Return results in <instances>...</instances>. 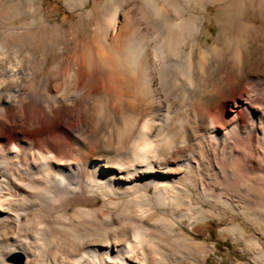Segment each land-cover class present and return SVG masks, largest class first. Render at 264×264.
<instances>
[{
    "label": "bare ground",
    "instance_id": "bare-ground-1",
    "mask_svg": "<svg viewBox=\"0 0 264 264\" xmlns=\"http://www.w3.org/2000/svg\"><path fill=\"white\" fill-rule=\"evenodd\" d=\"M62 1L0 0V264H207L228 216L264 263V0Z\"/></svg>",
    "mask_w": 264,
    "mask_h": 264
},
{
    "label": "rangeland",
    "instance_id": "rangeland-1",
    "mask_svg": "<svg viewBox=\"0 0 264 264\" xmlns=\"http://www.w3.org/2000/svg\"><path fill=\"white\" fill-rule=\"evenodd\" d=\"M231 1L232 0H229L228 3H230ZM44 4L46 6V9H52L54 6L58 7L55 14L51 15L52 18H57L60 21H69L76 18V14L72 11H69L67 7L64 5L62 0H45ZM47 4L49 5L48 7ZM91 4H93V0H89L88 5L90 6ZM207 6H208V11L203 13V15L206 17L205 20L206 30L203 34V39H207V43H211L214 40V36L217 34V31L219 30V26L215 17L218 5L216 3L208 2ZM248 16L250 18L251 17L254 18L255 14L252 10H249ZM258 23L261 24L263 27L262 37L264 39V12L262 14V17H258ZM4 54L5 51L0 50V62L3 60ZM263 71H264V65H263ZM243 98L244 95H238V97L231 99V101L233 102L229 105V110H226L224 112V115L227 119H230L229 116L231 117V119L233 118L235 119V115H239V117L241 118L244 117V108L243 106H241V104L243 103ZM179 210H180L179 213L184 214L189 209L186 206L184 207L183 205H181V208L179 207ZM169 211L170 210L165 211L164 213L168 214L167 217L172 218L171 217L172 215H170L171 213ZM191 212L193 213V211ZM234 216L237 219H241V216L237 214H234ZM230 218L231 216L230 217L228 216L223 220H220L218 217L208 218L206 220H199L192 225V228H194V230H192L191 227L188 228L187 226H183V225L180 226V228L182 229L183 232L193 237L196 241L205 242L206 244L212 246V249L207 252V264H256V263L264 264L261 262H255L253 258L254 247H251L249 245L244 246L242 242L235 240L233 237L231 236L224 237L221 234V229L226 226ZM263 229H264V224L261 232H259L258 235L260 236V238L264 243ZM176 250L181 255L186 253L185 248L182 247H177ZM263 251H264V245H263ZM17 254L20 253L12 254L13 260H14V256H16ZM14 261L16 262V260ZM158 261L159 260H157L156 262ZM161 263L162 262L160 261L157 264H161Z\"/></svg>",
    "mask_w": 264,
    "mask_h": 264
},
{
    "label": "water",
    "instance_id": "water-1",
    "mask_svg": "<svg viewBox=\"0 0 264 264\" xmlns=\"http://www.w3.org/2000/svg\"><path fill=\"white\" fill-rule=\"evenodd\" d=\"M14 260L18 261L19 263H22L24 261V257L21 254H17L14 256Z\"/></svg>",
    "mask_w": 264,
    "mask_h": 264
}]
</instances>
